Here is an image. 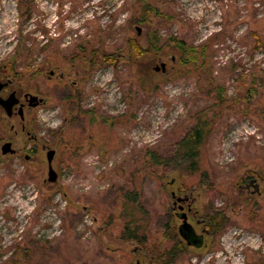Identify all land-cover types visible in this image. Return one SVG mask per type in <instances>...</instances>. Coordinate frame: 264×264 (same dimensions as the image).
Wrapping results in <instances>:
<instances>
[{
    "label": "rangeland",
    "instance_id": "obj_1",
    "mask_svg": "<svg viewBox=\"0 0 264 264\" xmlns=\"http://www.w3.org/2000/svg\"><path fill=\"white\" fill-rule=\"evenodd\" d=\"M135 1L0 0L4 94L43 100L25 108L24 123L0 109V264H166L178 242L185 251L173 264H262L264 0H148L175 19L146 25L129 23ZM174 38L199 50L213 38L210 67L185 63ZM24 48L30 64L16 58ZM11 59L18 74L31 71L15 75ZM205 115L213 126L201 172L152 162L172 156ZM6 142L17 155H2ZM44 147L56 151V183ZM250 171L263 179L252 198L240 190ZM173 193L189 198L198 233V220L219 213L203 247L179 241ZM33 242L43 260L24 257Z\"/></svg>",
    "mask_w": 264,
    "mask_h": 264
},
{
    "label": "trees",
    "instance_id": "obj_2",
    "mask_svg": "<svg viewBox=\"0 0 264 264\" xmlns=\"http://www.w3.org/2000/svg\"><path fill=\"white\" fill-rule=\"evenodd\" d=\"M136 4L138 5L137 8H133V20L129 21L130 24L133 23H139V24H148L152 20L159 21L161 23H171L174 21L175 16L170 15L168 13H165L164 10L158 6L152 4V2L148 0H136ZM22 6V5H21ZM161 8V9H160ZM257 35V33H255ZM213 38L206 43L205 45L202 46L203 49L199 50L198 48H188L186 47L187 45L183 41L177 40V38L171 39V43L175 46L176 49L182 52V55L185 57V63H195L197 61L202 60V64L206 63L210 67V63L207 62V59L212 57V47H210L211 44H213ZM258 41L260 38L258 37ZM154 42L151 41V45L153 46ZM155 48L157 46H154ZM207 49L209 50L207 52ZM22 50V49H21ZM135 51L139 53V49L135 47ZM30 53L27 51L26 48L23 49L21 52L20 50L17 52V59L19 61L22 60L23 63H28L32 57V55H29ZM13 60L10 67L11 70L15 73V75H26L27 73L25 72H30L31 71V66L26 65L24 66L25 72H21V74L17 73V70L21 68V66L16 65L15 60L16 59H11ZM30 64V63H28ZM202 67V66H201ZM27 68V69H26ZM208 72L207 75V84L213 87V73L211 69H206ZM245 83L246 80H244ZM206 83V82H204ZM245 84H244V89H245ZM213 89V88H211ZM225 94V90L221 88L219 90V95L215 97V102L217 105H219V109L224 105V101L227 99L223 98V95ZM67 105L68 107L73 110L74 108H78L77 98L75 95H72L71 97L67 98ZM1 109V108H0ZM2 110V109H1ZM3 112V111H2ZM213 119V118H211ZM210 119L209 116L205 115L203 116L202 119H200L199 123L193 127L191 130H189L178 142H176V150L175 153L167 158H162L156 154H152L151 160L154 164L157 165H171L175 168H183L186 167L185 170L189 172V174L194 175L196 173L201 172L202 165L200 164V149L203 147L205 142L208 140L209 136L211 135L212 132V126H213V121ZM65 164V163H64ZM132 199L135 201L136 196L132 195ZM137 202V201H136ZM129 240H134L138 241L140 239V236L137 234V232H129L128 235ZM144 244V241L141 242ZM33 247H32V246ZM38 243L33 242L28 244L27 247L24 249V257L27 258L28 260L35 259V255H38L40 253L42 260L44 259L43 257L46 256L44 253L45 250H43V247H39ZM37 249V250H36ZM184 247L182 245H177V247L172 248L168 253H165V258L164 261H166V264H173L174 261L176 260V256L180 254V252H184ZM40 260L34 261V264H43L39 263ZM264 263V260L262 261V264ZM14 264H17L14 263Z\"/></svg>",
    "mask_w": 264,
    "mask_h": 264
},
{
    "label": "flooded vegetation",
    "instance_id": "obj_3",
    "mask_svg": "<svg viewBox=\"0 0 264 264\" xmlns=\"http://www.w3.org/2000/svg\"><path fill=\"white\" fill-rule=\"evenodd\" d=\"M6 82H9V84L1 91V96L3 98H7L12 92H16V91H12L8 96H5L4 92L5 93L8 92L9 86L11 84V80H8ZM29 95L30 94H28V93L24 94V96H23V100L24 101L22 102L21 98L18 96V94L16 92V96L19 98L20 104L18 105V107H15L14 114H13V116L11 118L19 117V115L16 113L17 108H19V106L22 105L24 107V113H25V108H31V107H29V99H30ZM32 109H34V108H32ZM75 110H76V108L73 109V111H75ZM2 111H3V109H2ZM24 121H21V122L24 123ZM22 130L26 131L24 125L22 127ZM34 140H36V138H34ZM44 148L46 149L47 147H44ZM46 150H48V149H46ZM15 155H17V151H16ZM15 155H8V156L12 157V156H15ZM28 160H30V157H29ZM262 180L263 179L261 178V175L258 174L257 172L256 173L255 172L253 173L251 171L250 172H246L245 173V178H244V182L245 183H244V185H241V189H240L241 192L243 194H245V195H248L250 198L254 197L255 195H260L261 194L260 185H261V181ZM178 198H181V197H178L176 195L173 196V194H172V199L174 200L173 209H172L173 211L172 212H174L175 216L177 218H179L182 221V223H183V220L181 218V215L185 214L187 216V221L189 222V217H190L189 215H191L192 212H193V211L190 210L191 209L190 208L191 204L189 202V198L186 197L188 199L187 200L185 199V200H182V201H178L177 200ZM186 210H187V212H186ZM218 215H219V213L217 215L215 213H213L210 216L211 217L210 220H205V219L200 220V221L198 220V224L199 225H203L201 233H198L197 230L193 226H192L191 229L182 230L181 231V225H182L181 224L178 227V235L180 237L179 241L184 242L187 247H194V248L203 247L204 244H205V237L206 236H210V235H214V231L212 230V228H213L212 225L216 224L215 220L218 217ZM220 216H221V214H220ZM222 221H226V219H224ZM179 243L180 242H178L176 245H178V246L181 245ZM138 264H140V263L138 262Z\"/></svg>",
    "mask_w": 264,
    "mask_h": 264
},
{
    "label": "water",
    "instance_id": "obj_4",
    "mask_svg": "<svg viewBox=\"0 0 264 264\" xmlns=\"http://www.w3.org/2000/svg\"><path fill=\"white\" fill-rule=\"evenodd\" d=\"M140 33V30H139ZM172 60H175L174 57H171ZM167 70V64L166 63H161L160 66H157L155 68L156 72H160L162 71L163 73L166 72ZM51 75H53V73H51ZM9 84V82H2L0 81V107L3 109V111L5 112V115L8 118H11L14 114V109L15 107H18V105L20 104V100L19 98L16 96V92H12L7 98H3L1 96V91ZM30 99H29V107L31 108H36L38 106H40L43 103V100L40 99L37 96H33V95H29ZM16 113L19 115L21 121L25 120V113H24V107L21 105L19 106V108H17ZM1 153L3 156H8V155H15L16 154V149L13 148V144L12 142H6L3 144V146L1 147ZM56 155V151L55 150H51L48 149L47 150V154H46V158H47V162H48V182L50 183H56L58 180V174L55 171L54 167H53V161ZM29 157H26V160H28ZM173 196H175V194L173 193ZM187 200L188 198H178V201H182V200ZM181 218L183 220V223L181 225V231L182 230H188L192 228V225L187 221V216L185 214L181 215Z\"/></svg>",
    "mask_w": 264,
    "mask_h": 264
}]
</instances>
